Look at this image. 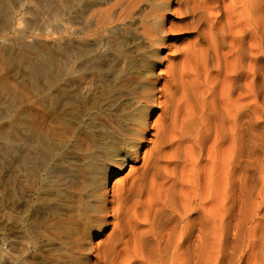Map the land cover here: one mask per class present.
Returning <instances> with one entry per match:
<instances>
[{"label":"bare ground","instance_id":"bare-ground-1","mask_svg":"<svg viewBox=\"0 0 264 264\" xmlns=\"http://www.w3.org/2000/svg\"><path fill=\"white\" fill-rule=\"evenodd\" d=\"M39 7L0 1L4 61L38 59L0 145L2 264H264V0Z\"/></svg>","mask_w":264,"mask_h":264},{"label":"rangeland","instance_id":"rangeland-1","mask_svg":"<svg viewBox=\"0 0 264 264\" xmlns=\"http://www.w3.org/2000/svg\"><path fill=\"white\" fill-rule=\"evenodd\" d=\"M0 1H3L4 3H6L7 4V6H9L10 7V10L12 11V12H14V14H15V17L17 18V19H20V18H22L23 19V26L24 27H26V25H24V24H26V21L28 20V22H29V20H31V22H34V21H37L39 18H40V14H45V11L47 10V9H44L43 7H39V4H43V3H46L48 0H46V2H45V0H43V2L41 1V0H24L22 3L20 2L19 3V1L17 2V0H0ZM35 1L37 2V3H35ZM40 3H39V2ZM38 4V5H37ZM76 8V7H75ZM75 8H74V10H75ZM45 10V11H44ZM76 10H78V7L76 8ZM79 11V10H78ZM36 12H40V13H37L36 14ZM44 12V13H43ZM49 12V10L48 11H46V13H48ZM76 12V11H75ZM35 13V14H34ZM23 14V15H22ZM34 14V15H33ZM33 15V16H32ZM38 15V16H37ZM65 15V14H64ZM63 15V16H64ZM171 15V14H170ZM23 16V17H22ZM62 16V18H61V21H60V24H63V21L65 22V20H64V18H65V16L63 17ZM47 17V18H46ZM48 19V16L46 15L45 17H44V19ZM37 19V20H36ZM66 19V18H65ZM34 20V21H33ZM39 21V20H38ZM49 26L48 27H51L50 29H52L53 27V29H55V28H57V27H59V24H57V23H53L52 21L50 22V24H48ZM52 25H53V27H52ZM58 25V26H57ZM43 27L41 24L40 25H38V27ZM56 26V27H55ZM62 26H64V24L63 25H60V27H62ZM9 36L8 37H13V34H8ZM0 37H2L1 35H0ZM30 37V36H29ZM1 39V38H0ZM1 44H3L2 45V47H7V44H9L8 45V47H11V50H12V55L14 56V55H17V56H19V55H21V49L18 47V46H15L13 43H6L4 40L2 41V40H0V45ZM5 44V45H4ZM9 50H10V48H8ZM20 49V50H19ZM46 49H48L47 47H46ZM160 49H161V52H160V59H158L159 60V62H162V60H163V63L162 64H160V65H157V68H156V74H160L159 72H161L162 71V73L165 71V68H166V65L167 64H165L166 62V57H168V55H169V53H170V51H169V49H168V47L166 46H164L163 48L162 47H160ZM45 50V48L43 47L42 48V50L40 49V51L41 52H43ZM47 50H45L44 52L45 53H47L46 52ZM16 52V53H15ZM15 53V54H14ZM33 54V55H32ZM35 54L37 55V52H33V53H31L30 55L29 54H27L26 55V57L27 58H25V61L24 62H22V63H20V64H15V63H13V64H7L6 62V59H5V61H4V58L2 57V55L0 54V56H1V59H0V76H2V79L5 77V81H4V79L1 81V79H0V82H5V83H7L8 82V84L7 85H5V87L7 86V92H8V94H6L5 92V89L4 90H2V92H1V95H0V116H5L6 117V119H4V120H2V121H0V135H1V137H0V145L2 146V144L4 145V142H3V140H2V137L5 135V134H7V133H9V136H12L13 137V135H14V133H15V131H16V128H17V112H16V110H17V104H15L16 103V99L15 98H12V97H17V95H19L20 94V88H21V84H23V83H27L26 82V80H27V77H26V70H25V67L26 66H28V65H30V64H33V63H36L37 61H38V59H37V57L35 56ZM4 63H6V64H4ZM26 63V64H25ZM28 64V65H27ZM18 65V66H17ZM27 69V68H26ZM25 73V74H24ZM161 73V74H162ZM22 75V76H21ZM1 78V77H0ZM25 78V79H24ZM8 79V80H7ZM23 80V81H22ZM23 82V83H22ZM12 83V84H11ZM8 85H10V86H8ZM24 86V89L22 88V90L24 91V90H26V89H28V85L26 86V85H23ZM22 86V87H23ZM26 86V87H25ZM10 88V89H9ZM8 90H10V92H13L12 94L8 91ZM30 90V89H29ZM4 91V92H3ZM28 91V90H27ZM19 92V93H18ZM22 92V91H21ZM25 92V91H24ZM10 93V94H9ZM16 93V94H15ZM18 93V94H17ZM23 93V92H22ZM8 95H9V97H8ZM11 95H14V96H11ZM2 96V97H1ZM11 96V97H10ZM10 106V107H9ZM15 107V108H14ZM11 108H13V109H15V111H13V109H11ZM9 109H11L12 110V112H11V110L9 111ZM5 112V113H4ZM10 113V114H9ZM157 113V112H156ZM8 114V115H7ZM12 115V116H11ZM13 116H15L16 118V121H15V119H14V117ZM12 118H13V120H12ZM11 119V120H10ZM11 122H10V121ZM15 122V124H14V122ZM12 124H13V126H12ZM7 127H9V128H7ZM15 128V129H14ZM3 131V132H2ZM8 135V134H7ZM13 159V158H12ZM129 172V169L128 170H126L125 172H122V173H120V174H116V176L114 177V178H112V180L110 181V183H109V187L111 188L112 186H113V183H115V181L116 180H118V179H122V180H124V178L126 177V175H127V173ZM1 167H0V177H1ZM122 180H119V181H122ZM2 184H1V182H0V248H2L3 247V241H1L2 240V238H3V230H2V227H3V224H4V212H3V208H4V201H3V196H4V192H3V187L1 186ZM10 205H12V207H14L15 206V199H12L11 201H10ZM12 228H13V230H14V228H15V225H13L12 226ZM97 241V240H96ZM15 255H16V253H14ZM32 258V259H31ZM2 256L0 255V264H2ZM21 260L22 261H20V263L19 264H43V262L42 261H39L38 262V260H40V258H36V259H34V257L32 256V254H30V253H28L25 257H22L21 258ZM24 260V261H23Z\"/></svg>","mask_w":264,"mask_h":264}]
</instances>
